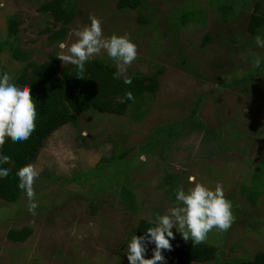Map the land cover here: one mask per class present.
I'll return each instance as SVG.
<instances>
[{
  "label": "rangeland",
  "instance_id": "1",
  "mask_svg": "<svg viewBox=\"0 0 264 264\" xmlns=\"http://www.w3.org/2000/svg\"><path fill=\"white\" fill-rule=\"evenodd\" d=\"M47 1L0 0V75L18 83L27 60L15 59L13 49L42 63L91 14L106 37L130 35L138 57L127 74L156 76L157 86L122 115L87 110L48 135L31 162L40 170L37 215L24 192L13 202L0 199V264H129L127 244L139 220L175 205L177 187L192 186L189 176L222 184L236 217L227 232L208 234L214 258L189 264H228L263 251L264 48L254 37H264V23L256 33L247 24L253 12L264 18V0H145L123 10L117 0H70L77 13L57 44L44 29L61 24L39 11ZM183 11L187 21L177 26ZM10 18L15 34H8ZM93 59L115 67L103 52ZM23 226L32 230L26 241L6 238L9 228Z\"/></svg>",
  "mask_w": 264,
  "mask_h": 264
},
{
  "label": "trees",
  "instance_id": "2",
  "mask_svg": "<svg viewBox=\"0 0 264 264\" xmlns=\"http://www.w3.org/2000/svg\"><path fill=\"white\" fill-rule=\"evenodd\" d=\"M145 0H117L118 9L139 8L144 5ZM230 5L225 6L230 10ZM254 9H257L255 7ZM39 11L45 13L52 19L55 27L61 24L57 29L45 27L44 31L48 33L50 43L57 44L61 42L68 32V25L77 10L74 3L70 0H50L40 5ZM186 14L183 11L180 20L176 25L184 24ZM141 22L146 19L139 17ZM262 15L253 12L247 24V30L250 33L256 31L263 25ZM16 21L9 19L8 34L17 32ZM0 45V51H1ZM13 57L17 60H27L23 66L20 77L16 79L18 83L29 86L33 98L36 100L38 118L36 121V130L32 133L30 139L24 142H13L10 138L4 144L2 154L9 155L12 158L10 165H5L12 169L10 175L6 178H0V199L13 202L23 192L18 185L16 171L23 165L31 163L43 141L48 135L57 128L66 123L76 121L77 117L84 111L95 110L99 112L113 113L122 115L132 100H126L124 103H118V98L123 97L127 91H131L134 98L143 93H153L156 89V76H139L137 74H127L132 77V83L126 85L123 79H114L116 68L103 63L101 60L92 59L85 65L84 77H77L76 67L71 64L58 66L57 54L52 55L42 63H34L26 57L19 47L13 49ZM30 68V75L27 76V70ZM234 82H237L234 81ZM229 85V83H223ZM159 131L153 132L152 137L158 140ZM255 173V172H254ZM258 192L250 190L249 196L255 198ZM148 219L141 218L136 226V234L143 235L150 226ZM31 228L23 226L21 228H9L6 232V238L13 242H24L31 234ZM175 239L171 240L172 250L164 251V264H189L191 261H207L215 256V247L211 244L193 245L192 241H185L182 235L173 230ZM228 264H264V250L257 252L251 259H235Z\"/></svg>",
  "mask_w": 264,
  "mask_h": 264
},
{
  "label": "clouds",
  "instance_id": "3",
  "mask_svg": "<svg viewBox=\"0 0 264 264\" xmlns=\"http://www.w3.org/2000/svg\"><path fill=\"white\" fill-rule=\"evenodd\" d=\"M75 39L70 43L61 42L60 52L56 56L64 65L76 67L77 77L83 78L85 65L94 57L105 53L115 64L114 79H123L126 85L132 83L127 75L129 66L138 57V45L130 35L112 34L105 36L102 21L90 14V24L74 30ZM254 42L264 48V37L256 35ZM260 58L254 60V66H260ZM134 100L131 91L118 98V103ZM38 118L36 100L29 86L14 82L13 77L4 72L0 75V150L10 138L13 142H24L30 139L36 130ZM146 162V157L144 158ZM12 158L0 152V178L10 175ZM17 187L27 197V210L37 215L39 207L36 202L35 183L40 170L33 163L21 166L17 171ZM192 185L187 190L183 185L175 192V205L155 219H148L149 227L143 235L134 234L127 244L126 255L129 264H164V251L172 250L171 240L175 239L173 228L182 235L185 241L191 240L193 245L204 243L208 234L214 229L227 232L236 220L232 201L227 198L223 185L217 183L214 188L197 181L195 176L188 177ZM154 244L153 254L146 258L148 245Z\"/></svg>",
  "mask_w": 264,
  "mask_h": 264
}]
</instances>
